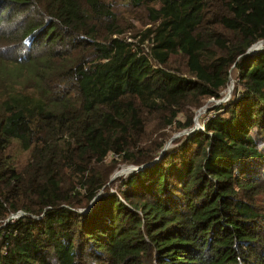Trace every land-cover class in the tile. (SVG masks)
<instances>
[{
    "label": "trees",
    "instance_id": "trees-1",
    "mask_svg": "<svg viewBox=\"0 0 264 264\" xmlns=\"http://www.w3.org/2000/svg\"><path fill=\"white\" fill-rule=\"evenodd\" d=\"M122 1L0 0V264H264V0Z\"/></svg>",
    "mask_w": 264,
    "mask_h": 264
},
{
    "label": "rangeland",
    "instance_id": "rangeland-1",
    "mask_svg": "<svg viewBox=\"0 0 264 264\" xmlns=\"http://www.w3.org/2000/svg\"><path fill=\"white\" fill-rule=\"evenodd\" d=\"M109 2L112 3V5L116 11V15H117L119 22L123 23L125 26H129L130 23L133 24L136 29L145 28V27L149 26V25L145 24V20H144L145 14H144L143 9H133L130 6L123 3L122 0H109ZM133 30H134V28L127 29L126 32L124 33L125 34L124 36H126V37L132 36L134 34ZM259 42L255 43L254 46L260 45L262 47L261 49H263L264 48V41L262 42V44ZM144 46L147 47V43H145ZM91 59H92V57L85 58L73 69V72L71 73V78L73 79L74 82L78 81L76 72L79 69H81V68L85 69V70H93L94 69L95 62L91 61ZM170 66L173 67L174 69H179L182 72H184L186 69V67L184 65V59L178 55L174 56L171 59ZM230 78L233 80L232 83H233V87H234V79L232 77H230ZM230 78H229V83L226 85V87L222 91H220V94H219L220 97L218 99L213 98V97H205V98L201 99V106L194 109L193 123H194V118L197 117L196 123H198V125H201L202 121L205 119V117H207L208 112L210 111L211 108H213L215 105H218L219 103L221 104V103L228 101V99L231 97V94L233 92V88L230 91V89H231L230 88V81H232V80H230ZM224 98H227V99L220 102V100H222ZM211 113H212V111L210 112V114ZM178 118L184 119L182 114H179ZM149 124H162V123L159 120L153 119L152 121L149 122ZM151 130H154L153 126L150 127V131H148V132H151ZM181 131H183V130L178 129L175 126V124L167 126L164 129V136H163V140L165 141L164 145L171 139V137L173 135H176ZM158 135H159V133L153 132V134H151L149 136V140L154 141V139L156 137H158ZM179 137H177V138H179ZM177 138H175V139H177ZM175 139H173L170 142V144L167 148H169L173 145L172 142ZM6 153H7V156L10 158L12 165L14 167H16L18 170H22L23 167L28 162V160L30 159V151L29 150H23L21 148L20 144L14 140L11 141V144L7 148ZM111 158H112V155L110 154L109 156L106 157L105 161L108 163L111 161ZM129 166H133V165L124 164L121 161H118V164L116 165L112 174L114 172L118 171V173H119L118 177L124 178V177H126V174H127L126 168ZM116 183H118V182H116ZM117 186H118V184H114V185L109 184V187H111L112 191H114L117 188ZM10 218H15V216L10 217Z\"/></svg>",
    "mask_w": 264,
    "mask_h": 264
},
{
    "label": "water",
    "instance_id": "water-1",
    "mask_svg": "<svg viewBox=\"0 0 264 264\" xmlns=\"http://www.w3.org/2000/svg\"><path fill=\"white\" fill-rule=\"evenodd\" d=\"M259 42V41H258ZM262 40L259 42V43H261L262 44ZM255 45V43L253 44V45H251L248 49H247V51H246V53L245 54H250V53H253V52H255V51H257V50H259V49H261L262 47L261 46H258V47H253ZM230 80H232L231 78H230ZM233 80L232 81H230V91L232 90V88H233ZM227 98H224V99H222V100H220V102H222V101H224V100H226ZM220 104V103H219ZM196 118L197 117H195L194 118V123H193V125L190 127V128H188V129H184L183 131H181V132H179L178 134H176V135H173L172 137H171V139L164 145V147L161 149V152H160V154L153 160V161H151V162H148V163H146V164H143V165H141V166H129V167H127L126 169H127V173H131V172H133V171H138V170H141V169H143L144 167H146V166H149V165H151V164H153L154 162H156L157 160H159L161 157H162V155L164 154V152L166 151V149H167V147L169 146V144H170V142L173 140V139H175V138H177V137H179V136H181V135H183V134H189V133H191V132H193L194 130H202V126L201 125H198V123H196ZM119 175H118V171H116L112 176H111V178H110V181H109V183L111 182V181H113L114 179H116L117 177H118ZM90 208V207H89ZM89 208H87V209H84V210H81V212H84V211H87ZM22 215H24V212L23 211H18L16 214L15 213H13L10 217H13V216H15V218L16 217H20V216H22Z\"/></svg>",
    "mask_w": 264,
    "mask_h": 264
},
{
    "label": "bare ground",
    "instance_id": "bare-ground-1",
    "mask_svg": "<svg viewBox=\"0 0 264 264\" xmlns=\"http://www.w3.org/2000/svg\"><path fill=\"white\" fill-rule=\"evenodd\" d=\"M258 46H260V45H257V46H253V47L255 48V47H258ZM118 174H119V173H118Z\"/></svg>",
    "mask_w": 264,
    "mask_h": 264
},
{
    "label": "built area",
    "instance_id": "built-area-1",
    "mask_svg": "<svg viewBox=\"0 0 264 264\" xmlns=\"http://www.w3.org/2000/svg\"><path fill=\"white\" fill-rule=\"evenodd\" d=\"M127 38V37H126ZM129 40H130V38H128ZM210 115H212V114H210Z\"/></svg>",
    "mask_w": 264,
    "mask_h": 264
}]
</instances>
